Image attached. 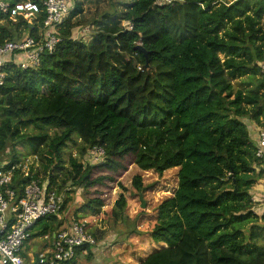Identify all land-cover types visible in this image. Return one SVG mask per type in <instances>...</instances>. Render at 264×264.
<instances>
[{
	"label": "trees",
	"instance_id": "trees-1",
	"mask_svg": "<svg viewBox=\"0 0 264 264\" xmlns=\"http://www.w3.org/2000/svg\"><path fill=\"white\" fill-rule=\"evenodd\" d=\"M19 1L28 0H11ZM74 1L55 30L54 53H42L37 68L11 62L1 69L0 164L9 150L7 168L21 164V146L44 172L24 177L19 169L18 198L32 181L58 196L81 187L90 194L133 168L159 176L178 170V188L157 207L149 233L163 248L141 264H264V210L256 213L252 202L264 180L254 139L264 129V0H112L111 18L93 21L89 42L74 38L83 13ZM44 18L0 16V46L38 41L36 19ZM69 144L78 152L67 166ZM95 147L105 150L103 162L85 165ZM143 182L136 175L132 186L143 192ZM72 199L37 223L33 239H53ZM105 203L94 193L74 221L100 214ZM127 208L121 195L114 220L126 219ZM94 257L85 246L69 264Z\"/></svg>",
	"mask_w": 264,
	"mask_h": 264
},
{
	"label": "built area",
	"instance_id": "built-area-1",
	"mask_svg": "<svg viewBox=\"0 0 264 264\" xmlns=\"http://www.w3.org/2000/svg\"><path fill=\"white\" fill-rule=\"evenodd\" d=\"M175 0H160L162 3H173ZM72 0H40L19 1L0 0V16L16 21L23 18L27 22L44 15V19H36L39 28L37 41L34 38L17 42H6L0 46V82L4 74L1 69L8 63L15 62L23 69L37 68L41 62V54L55 52L61 39L56 35L57 26L69 17ZM3 20L1 23H3ZM132 29L129 23L126 24ZM125 25V26H126ZM260 72L264 74V62L259 64ZM257 133L256 157L264 161V129ZM105 150L95 147L89 152L91 161L99 164L105 158ZM8 164H0V264H26L27 258L23 249L33 239L37 223L51 216H58L61 212L64 197L55 192H47L46 184L32 181L24 188L23 197L18 198L16 190L12 188L18 170L23 163L7 168ZM23 171V169H22ZM29 174L23 171V176ZM254 211L264 210V191L260 197L253 195ZM67 221V222H66ZM49 245L45 254H28L30 264H69L77 258L79 248L96 247L99 242L92 233L88 220H66ZM47 238V237H45ZM83 255L85 252L82 253Z\"/></svg>",
	"mask_w": 264,
	"mask_h": 264
},
{
	"label": "rangeland",
	"instance_id": "rangeland-1",
	"mask_svg": "<svg viewBox=\"0 0 264 264\" xmlns=\"http://www.w3.org/2000/svg\"><path fill=\"white\" fill-rule=\"evenodd\" d=\"M114 1L119 2L118 0ZM80 2L83 4V13L78 19L81 21L82 27L75 30L74 38L89 42L94 30L91 26L93 21L101 19L103 16L111 18L107 12L111 10L110 3L112 0H81ZM72 4L74 6V0ZM126 27L128 26L126 25ZM16 149L22 159L23 171L30 174L33 170L43 176L42 163L36 157L28 155L27 151L21 146H17ZM76 151L77 146L69 144L65 155L67 166H69L68 157L70 154L76 156ZM12 155V150H9L2 157L1 164H8L6 161ZM83 163L85 165L88 163L96 165L88 160H84ZM130 169L131 167L128 168V170ZM136 175H142L145 186L143 192L136 191L132 186L133 178ZM177 188L178 170H169L159 176L153 171L141 173L137 168L128 171L122 178H118L115 183L103 185L97 187V189H89L90 194L82 187L69 188L68 190H75V192L70 195H65L66 192L62 194L64 198L67 196L73 198L63 213V218L68 221L74 220L73 212L85 204L94 193L103 195L106 200V205L100 214L85 218L88 220L91 229H93L92 231L97 232L98 236L99 232L103 233V238L93 248L97 251V254L92 260L81 259L76 264H141L150 254L162 249L163 245L156 244L150 238L149 233L156 224L157 207L167 198L174 196ZM121 195H124L127 200L126 219L115 221L112 216V209ZM143 204H145V207H143ZM37 229L39 227L34 229V234L37 233ZM50 243L51 239L43 236H36L32 239L23 249V254L27 258L26 264H30L28 254H45L50 248Z\"/></svg>",
	"mask_w": 264,
	"mask_h": 264
},
{
	"label": "crops",
	"instance_id": "crops-1",
	"mask_svg": "<svg viewBox=\"0 0 264 264\" xmlns=\"http://www.w3.org/2000/svg\"><path fill=\"white\" fill-rule=\"evenodd\" d=\"M257 137H254L256 140ZM264 191V180H261L252 190V194H256L257 197H260L261 193ZM94 253L97 254V251L94 250ZM81 260V259H80ZM79 264V263H78Z\"/></svg>",
	"mask_w": 264,
	"mask_h": 264
},
{
	"label": "water",
	"instance_id": "water-1",
	"mask_svg": "<svg viewBox=\"0 0 264 264\" xmlns=\"http://www.w3.org/2000/svg\"><path fill=\"white\" fill-rule=\"evenodd\" d=\"M136 50H138L141 53H143L145 55V57H146V60L148 61V53L145 51V49L143 48V46L141 44L136 46ZM146 67L149 69L148 62H147ZM143 207H145V204H143Z\"/></svg>",
	"mask_w": 264,
	"mask_h": 264
}]
</instances>
